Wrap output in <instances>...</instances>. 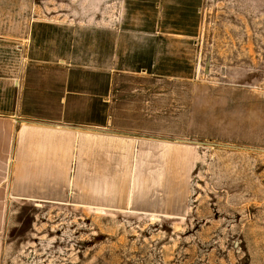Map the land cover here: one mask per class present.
<instances>
[{"label":"rangeland","instance_id":"obj_1","mask_svg":"<svg viewBox=\"0 0 264 264\" xmlns=\"http://www.w3.org/2000/svg\"><path fill=\"white\" fill-rule=\"evenodd\" d=\"M13 48L63 61L25 105L0 70V114L141 140L109 194L84 174L67 203L0 193V264H264V0H0Z\"/></svg>","mask_w":264,"mask_h":264},{"label":"crops","instance_id":"obj_2","mask_svg":"<svg viewBox=\"0 0 264 264\" xmlns=\"http://www.w3.org/2000/svg\"><path fill=\"white\" fill-rule=\"evenodd\" d=\"M153 37L155 34L141 32L133 44L135 53L144 54L152 49L151 43L154 46L156 44L152 41ZM24 56L13 48L6 57L0 59V70L10 72L8 77L13 80L15 95L25 105L26 101L22 98L24 91L28 98L30 72L53 69L63 58L59 55L54 62L49 61L50 65L47 66L37 63L29 55V61L24 62ZM42 86L40 84L31 89L40 96L44 89ZM73 94L68 90L61 94L59 104L64 103L65 108L69 107ZM138 114V111H133L123 117L135 119L139 117ZM26 116L17 115L16 112L0 114V165L8 169L7 175L0 179V193L7 198L10 196L13 200L39 203H67L76 200L77 194H82L78 184L83 174L86 184L89 180L86 194H109V167L123 168L135 161L133 152L137 151L141 140L135 133L119 134L121 137L108 132H82L77 128L32 122ZM82 146L85 148V158L82 156ZM6 159L7 165L4 163ZM105 206L112 207L110 204Z\"/></svg>","mask_w":264,"mask_h":264}]
</instances>
